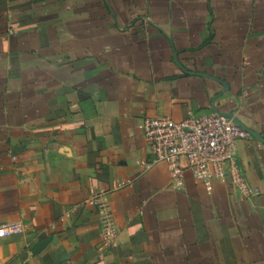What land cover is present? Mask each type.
<instances>
[{
  "label": "crops",
  "instance_id": "1",
  "mask_svg": "<svg viewBox=\"0 0 264 264\" xmlns=\"http://www.w3.org/2000/svg\"><path fill=\"white\" fill-rule=\"evenodd\" d=\"M188 111L252 132L236 163L259 196L140 165L144 120ZM8 223L24 232L0 240V264H264V0H0Z\"/></svg>",
  "mask_w": 264,
  "mask_h": 264
},
{
  "label": "built area",
  "instance_id": "2",
  "mask_svg": "<svg viewBox=\"0 0 264 264\" xmlns=\"http://www.w3.org/2000/svg\"><path fill=\"white\" fill-rule=\"evenodd\" d=\"M142 129L150 159L140 165L167 164L170 178L177 188L184 186L185 173L189 171L208 190L214 183L230 179L244 198L260 195L258 189L248 185L237 168V143L250 135L232 119L219 114L196 116L188 111L181 122L164 116L146 119ZM128 185V182H117L114 191ZM99 197L94 196L91 203L98 205L100 210V239L104 244L114 246L118 240L115 218L110 208L100 203ZM23 232L20 223L3 224L0 226V240Z\"/></svg>",
  "mask_w": 264,
  "mask_h": 264
},
{
  "label": "water",
  "instance_id": "3",
  "mask_svg": "<svg viewBox=\"0 0 264 264\" xmlns=\"http://www.w3.org/2000/svg\"><path fill=\"white\" fill-rule=\"evenodd\" d=\"M219 115H221V114H219ZM222 116H224V115H222ZM225 117H227V116H225ZM227 118L232 119V118H230V117H227ZM232 120H233V119H232ZM233 121H234L236 124H238L239 126H241L243 129H245L249 134H252V132H250V130L244 128L241 124H239V123L236 122L235 120H233ZM47 245H48V241H47V242H44V243H42V244H40V245L37 247V249H36V253H39V252L43 251Z\"/></svg>",
  "mask_w": 264,
  "mask_h": 264
}]
</instances>
